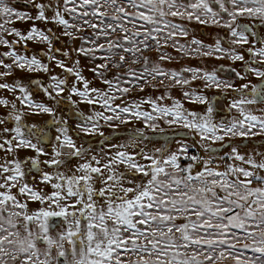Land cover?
I'll return each mask as SVG.
<instances>
[{
	"label": "snow or ice",
	"instance_id": "1",
	"mask_svg": "<svg viewBox=\"0 0 264 264\" xmlns=\"http://www.w3.org/2000/svg\"><path fill=\"white\" fill-rule=\"evenodd\" d=\"M23 2L35 9V16L17 10L9 0H0V46L8 49L0 53V68L4 69L0 80L15 70L50 71L35 55L18 53L17 46L26 48L27 42L39 41L48 45L49 53H54L60 50L53 48V40H79L80 46L73 51L93 64L88 70L107 87H90L91 82L78 67L68 68L52 54L47 59L56 61V66L74 76L75 81L69 88L66 79L53 75V83L42 90L57 104L65 99L62 94L67 91V102L73 108L78 103L99 106L102 111L90 115L76 113L80 117L76 134L99 135L107 151L102 146L99 153L89 156L92 150L84 143L77 146L67 134V121L57 119L53 108L35 103L19 80L0 83V90L20 93L15 99L31 115L49 114L53 117L51 123L58 125L56 143L51 153L46 152L41 142L47 133L39 125H26L24 113L16 103L0 98V106L11 109L7 117L0 118V125L14 122V127L0 131V152L4 153L0 157V264H219L229 257L236 264H264V153L253 151L245 155L239 146L223 144L226 138L264 137V69L252 66L264 65V38L255 30L257 23L264 27V0ZM109 8L118 15L109 17ZM129 8L135 11L129 12ZM49 11L51 17L47 15ZM242 19L252 23H241ZM28 21L32 27L26 33L11 27L16 22ZM37 21L57 26L60 35L51 28H37ZM177 21L224 28L228 30L227 37L217 35L213 44L195 37L189 40V28ZM127 23L132 27H126ZM89 29L90 35H81ZM117 31L121 38L111 39ZM7 36L15 39L9 41ZM181 39L187 42L180 43ZM245 45L248 47L244 48ZM237 47L244 48L255 59L245 61L244 53L237 51ZM165 48L188 58H228L243 62L246 67L243 73L222 65L212 72L191 67L167 70L162 64L172 62L174 57L163 51ZM148 51L157 53L156 60L144 55ZM128 63L142 67L128 68ZM75 64L79 65V60ZM114 68L116 75L108 78L107 73ZM225 70L234 72L239 80L247 79L246 74L251 73L260 82L237 88L218 78L217 72ZM196 80L204 81L205 88L224 89L225 95L228 90L235 93L239 98L229 101L228 107L236 110L238 116L227 124H217L208 97L183 92L191 102L207 105L205 113L200 114L186 111L179 100L167 94L168 89L185 88ZM161 86L165 93L155 99L127 100L135 89L143 92L145 88L158 90ZM165 99L173 103L162 104ZM116 100L123 103L116 104ZM143 105H148L150 111L144 110ZM249 106H260V114ZM101 121L113 132L121 125L139 123L143 127L128 129L126 141L111 144V138L101 131ZM162 124L198 135L199 141L192 147L202 148L207 157L189 155V146L182 141L175 151L163 142L148 150L145 129L165 135ZM218 142L231 149L222 157L226 161L223 171L214 166L213 154L217 149L212 145ZM112 148L118 150L112 152ZM21 151L35 155L21 158ZM257 156L261 159L257 160ZM182 158L189 163L183 165ZM73 160L77 163L68 170L70 175L60 171ZM45 167L52 171H43ZM196 167L201 170L194 172ZM33 170L35 183L29 184L26 177ZM44 188L51 191L45 193ZM30 203L42 207L30 211ZM56 218L62 223H52ZM178 220L183 223H177ZM57 228L60 230L56 231ZM65 243L70 248L65 249ZM238 245L256 255L243 257Z\"/></svg>",
	"mask_w": 264,
	"mask_h": 264
},
{
	"label": "rangeland",
	"instance_id": "2",
	"mask_svg": "<svg viewBox=\"0 0 264 264\" xmlns=\"http://www.w3.org/2000/svg\"><path fill=\"white\" fill-rule=\"evenodd\" d=\"M10 3L14 5V7L17 8L19 11H27L30 15L35 16L36 11L34 8H31L30 6H26L23 2V0H19V2H16V0H9ZM108 12V16L112 17L113 15H118L115 13V11L111 8L106 9ZM129 12H134V9L129 8ZM49 17H51L52 12L49 11L47 13ZM128 19H131L129 17ZM107 22L110 23H116L115 21L108 20ZM184 23L186 27L190 30V36L189 40L192 37H195L197 39L202 40L205 44H213L214 40L217 35L227 37V29L224 28H217L213 26H205L200 25L195 22L187 23L186 21H177ZM142 23L137 21V24ZM241 23H252L251 21L247 19H242ZM37 28L42 30H47L49 28L52 29V31L58 36L60 35V29L50 23H43V22H36L35 25ZM126 27L131 28L132 25L130 23L125 24ZM11 27H15L18 30L22 32H27L28 29L32 27V22H16L15 24L11 25ZM259 34L261 38H264V27L260 26L259 23L256 24L255 29ZM92 32L91 29H89L87 32H82L81 35H90ZM122 34L117 31L111 39L115 40L118 38H121ZM6 39L9 41L15 39V37L7 36ZM184 39L180 40V43H186ZM80 46L79 40H69L66 37H61L60 41L53 40V48L59 49V52L49 53L48 51V45L46 43H40L39 41H29L27 42V47L24 48L22 46H17L16 51L20 54L27 55L29 57L35 55L38 59L42 61V63L46 64L49 68V72H27V71H21V70H15L11 76L5 77L4 80H0V83L7 82L9 84L14 83L15 81L19 80L31 93V98L35 103H43L47 105L50 108L54 109L55 117L57 119H63L67 121V127L69 128V132L67 133L69 136L72 137V135H75L76 130V124L79 122L80 117L76 114L77 112H82L85 115L92 114L93 111L99 112L102 111V109L97 106L93 108V106L84 104V103H78L75 108L71 104L67 102V96L68 92L65 91L62 95L65 99L61 101V103L57 104L55 101L50 100L47 95L42 90L43 87H49L51 83V76L55 75L58 76L60 79H66L67 80V86L70 88L72 84L75 81V77L64 71L62 68L56 66V61H62L64 65L68 68L72 67H78L81 75H83L87 80L91 82L90 87L93 88H100L105 89L107 86L102 84L98 79H95L93 76V73L89 71L88 69L93 66L92 63L89 62V60L84 57L83 55H78L73 49L78 48ZM225 47H228L227 44L224 45ZM256 46L259 48L261 45L258 41H256ZM248 47L247 45L244 46V48ZM244 48L237 47V51L243 52L245 56V61H251L255 58L250 57L247 52H244ZM8 51L7 48L0 46V53ZM163 51L171 54L174 57V60L170 63L164 62L162 66L167 70H176L180 71L185 67H191V68H199L203 69L204 71L212 72L216 69H218L221 65L224 66L225 69H235L236 71L244 72V69L246 65L243 62H233L228 58L224 59H214V58H202V57H184L181 56L179 53H176L174 49L172 48H165ZM67 52L68 55L65 56L64 53ZM54 54L56 56V61H49L47 59L48 55ZM144 55L151 57L153 60H156L157 53L155 51H148L145 52ZM79 60V65H76L75 62ZM6 63H10V60H6ZM99 61H97L98 63ZM253 67L264 69V65H260L259 63H255L252 65ZM128 68L132 69H139L142 67L141 64H131L128 63L126 65ZM4 71V69L0 68V72ZM123 69H120V72L123 73ZM117 70L114 68L111 72L107 73L108 78H112L114 75H116ZM186 76L190 74H185ZM247 79L245 80H239L235 73L229 70L225 71H218L217 76L219 79L226 80L229 83H233L237 88H239L242 84L245 83H251L253 85L258 84L260 81L257 80V78L252 75L251 73H247ZM127 86V85H124ZM82 87V85H80ZM51 90V89H50ZM184 91H190L194 94H201L210 99L214 106V112L212 115L213 121L217 124L220 122H224L227 124V122L231 121L234 117L238 116V113L234 109H229V101L233 99H238L239 97L233 93L231 90L227 91V94L225 95L224 89H216L214 87H204V81L202 80H196L191 82L188 86L185 88H172L167 90V94L172 96L174 99L179 100L181 104L183 105L184 109L186 111H193L200 114H204L207 105L199 104V103H193L188 98H185L183 96ZM165 93V89L163 86H161L158 90H153L152 88H145L143 92L139 91V89H135L131 91L128 94L127 100L128 101H136L140 102L145 98H152L155 99L156 97L162 95ZM20 95L19 92L13 94L8 91L0 90V98H7L9 101L16 103L17 108L20 109L24 113L23 122L26 125H39L46 133L47 137L41 142V146L45 149L46 152L51 153L53 146L55 145V137L58 135L56 128L58 125H54L51 123L53 117L49 114H40V115H31L29 113L28 109L22 108L20 105L19 100L15 99V96ZM95 95V94H93ZM119 95V93H117ZM57 99H60L59 97ZM73 100L78 99L77 97H72ZM116 104H122L123 101L116 100ZM164 105H171L173 103V100L165 99L161 101ZM260 106H249L250 110L255 112L257 115L260 113L257 111V108ZM144 110H149L150 108L148 105H143ZM11 111L10 108H5L3 106H0V118L7 117L9 112ZM101 123V131L104 132L105 137H110V143L111 144H120L127 140L128 136L130 135V132L128 129H134V128H142V124H128V125H121L118 129L113 132V129L109 128L103 121ZM165 129V135H155L151 133L148 129H145L146 135L149 137V141L146 142V148L148 150H151L153 147H160L161 143L163 142L167 146H169L171 151H175L178 147V142H183L189 146V155H199L201 157H207V153L202 148H194L192 147L193 144H195L197 141H199V136L196 135L193 132H190L187 129L180 128L178 126H173L169 128L167 125H161ZM4 127L12 128L14 127V122L9 121L5 125H0V131ZM159 132V129H157ZM78 140V139H77ZM79 142H76L77 146H79L81 143H84L89 149L92 151L89 153V156H91L93 153H99L101 147L103 146L105 151H107V145H102L101 141L102 138L99 135L96 136H87V140L84 138V135L81 134V137H79ZM35 142V140L33 141ZM223 144H233L236 146H239V150L241 154H251L253 151H259L264 153V137H254L248 140H242L239 137H233L231 140L225 139L223 141ZM245 145H247L245 147ZM212 147H215L217 149L216 153H214V156L224 157L226 153L230 152L231 149L228 147H221L220 143L218 142L215 145H212ZM118 149L112 148L111 151L115 152ZM131 150V149H129ZM65 153H67L68 149H63ZM35 153L31 151H21L19 153V156L21 158H26L28 156H34ZM4 156L3 152H0V157ZM257 160L261 159V157L257 156ZM8 159H11V157H8ZM41 159H48V157H41ZM77 163L76 160H73L71 163H66L67 170L66 172L70 175L71 173L68 171L70 168H72ZM181 163L183 165H186L189 163V161L181 159ZM239 163V162H235ZM69 164V165H68ZM71 164V165H70ZM69 168V169H68ZM225 169V166L222 168H218V170L223 171ZM200 167H196L194 169V172L200 171ZM43 171H48V168H43ZM35 170L32 171V174L26 177V180L29 184L35 183L32 180V175H35ZM100 185L97 184V187ZM254 187L256 185H253ZM15 191V190H13ZM50 188H44V192L48 193L50 192ZM39 207H42L39 203H30L29 204V210L35 211ZM53 223V222H52ZM62 223L59 221L57 224ZM177 223H183V220H178ZM60 229L57 228L56 231H59ZM52 235H55V232L52 233ZM70 248V246L65 243V249ZM238 249H240L243 252V257L251 258L253 257L254 253H252L249 250H243L241 245L237 246ZM56 254V250L53 249V255ZM135 259V257H134ZM219 264H236L235 260H233L231 257L224 259L223 261L219 262Z\"/></svg>",
	"mask_w": 264,
	"mask_h": 264
},
{
	"label": "built area",
	"instance_id": "3",
	"mask_svg": "<svg viewBox=\"0 0 264 264\" xmlns=\"http://www.w3.org/2000/svg\"><path fill=\"white\" fill-rule=\"evenodd\" d=\"M226 164V161L222 159V157L214 156V166H218V168L224 167Z\"/></svg>",
	"mask_w": 264,
	"mask_h": 264
},
{
	"label": "trees",
	"instance_id": "4",
	"mask_svg": "<svg viewBox=\"0 0 264 264\" xmlns=\"http://www.w3.org/2000/svg\"><path fill=\"white\" fill-rule=\"evenodd\" d=\"M79 137H81V135L79 136ZM79 137H77V134H75V135H72V138L74 139V140H76L77 142H79L78 140H79ZM84 138L87 140V136H84ZM78 139V140H77ZM69 165V164H68ZM71 165V164H70ZM69 169V168H68ZM66 170H67V167L66 166H62L61 167V169H60V171L61 172H66ZM48 171H52V169H49L48 168Z\"/></svg>",
	"mask_w": 264,
	"mask_h": 264
},
{
	"label": "water",
	"instance_id": "5",
	"mask_svg": "<svg viewBox=\"0 0 264 264\" xmlns=\"http://www.w3.org/2000/svg\"><path fill=\"white\" fill-rule=\"evenodd\" d=\"M58 221H60L59 218H56V219H54L52 222H53L54 224H56V222H58ZM61 264H62V261H61Z\"/></svg>",
	"mask_w": 264,
	"mask_h": 264
},
{
	"label": "flooded vegetation",
	"instance_id": "6",
	"mask_svg": "<svg viewBox=\"0 0 264 264\" xmlns=\"http://www.w3.org/2000/svg\"><path fill=\"white\" fill-rule=\"evenodd\" d=\"M58 222H59V221H58ZM58 222H56V224H57Z\"/></svg>",
	"mask_w": 264,
	"mask_h": 264
}]
</instances>
